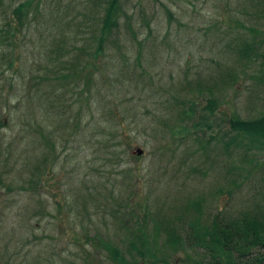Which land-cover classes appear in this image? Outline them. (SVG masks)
<instances>
[{
	"label": "rangeland",
	"instance_id": "obj_1",
	"mask_svg": "<svg viewBox=\"0 0 264 264\" xmlns=\"http://www.w3.org/2000/svg\"><path fill=\"white\" fill-rule=\"evenodd\" d=\"M109 1L0 0V264H224L190 227L264 203V0H118L90 57Z\"/></svg>",
	"mask_w": 264,
	"mask_h": 264
},
{
	"label": "trees",
	"instance_id": "obj_2",
	"mask_svg": "<svg viewBox=\"0 0 264 264\" xmlns=\"http://www.w3.org/2000/svg\"><path fill=\"white\" fill-rule=\"evenodd\" d=\"M28 5L29 2L21 3L14 10L18 14L21 25L23 24V19L28 16ZM119 8L121 7L119 6L118 0L109 1L108 6L105 8L104 24L99 46L95 52H87L91 55L90 57H96L99 56L98 54L103 53L104 47L102 41L111 34L106 32H111L118 25ZM5 32L11 34V30ZM6 33H4L3 38L8 37ZM249 47H253V45H249ZM261 56L264 58V52ZM66 69L68 72L61 74L59 77L68 78L72 74H75V71L69 72V66ZM213 103L214 101L211 100L207 107L213 109ZM233 127L242 133L254 148L264 149V115L249 120L235 119L233 121ZM240 146L250 149L245 145L240 144ZM190 228L192 232L189 235V239L194 236L195 244L209 248L214 259L218 262L224 261V264H264V203L259 204L251 212H244L226 222L221 223L214 220L212 224H205L203 227L197 226L194 222L191 223ZM167 242L173 243L174 246L178 244L181 247L183 246L173 234H170ZM232 248H235L237 251L236 255H234V251L230 254ZM118 253H113L114 259L119 263L124 262V257ZM221 256H227L228 258L221 259Z\"/></svg>",
	"mask_w": 264,
	"mask_h": 264
},
{
	"label": "water",
	"instance_id": "obj_3",
	"mask_svg": "<svg viewBox=\"0 0 264 264\" xmlns=\"http://www.w3.org/2000/svg\"><path fill=\"white\" fill-rule=\"evenodd\" d=\"M142 151H143V150H142L141 148H138V152H139V153H142Z\"/></svg>",
	"mask_w": 264,
	"mask_h": 264
}]
</instances>
